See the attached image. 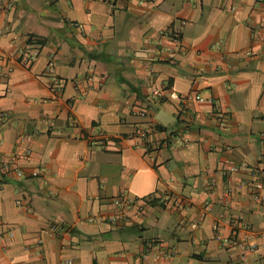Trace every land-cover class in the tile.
Segmentation results:
<instances>
[{
	"label": "crops",
	"instance_id": "0c3cea01",
	"mask_svg": "<svg viewBox=\"0 0 264 264\" xmlns=\"http://www.w3.org/2000/svg\"><path fill=\"white\" fill-rule=\"evenodd\" d=\"M263 21L261 0H0V264H264Z\"/></svg>",
	"mask_w": 264,
	"mask_h": 264
},
{
	"label": "built area",
	"instance_id": "2783aa9c",
	"mask_svg": "<svg viewBox=\"0 0 264 264\" xmlns=\"http://www.w3.org/2000/svg\"><path fill=\"white\" fill-rule=\"evenodd\" d=\"M261 2L264 4V0H261ZM257 36L259 38V40L264 44V21L261 22L260 24H258L257 29ZM54 60L53 58L50 59L49 61V68L51 69L50 71L53 70L54 68ZM63 88V83L59 82L58 84L54 85V92H61ZM185 102H188L190 99H197L198 101H205L206 98L203 97L200 94L197 93H190L188 94L185 98ZM210 101H212V99H209ZM146 113L143 111L142 115H145ZM218 118L220 120V123L222 126H227L228 122H229V114L227 112H224L222 110L218 111ZM141 136L145 137L146 136V132L145 131H141ZM93 142L98 143V144H103L104 143V138L103 136L98 137L97 139H94ZM30 152V150L28 151ZM18 160L19 157L17 155H12L10 158L5 159L4 160V164H3V168L5 171H16L17 175L20 178H25L26 177V172L18 166ZM264 161V158H263ZM17 165V166H16ZM239 169V166H231L230 168L226 169L224 171V174H228L230 175L231 173L237 171ZM43 169L42 168H35L31 171V176L32 177H38L41 173H42ZM259 176L260 178L258 180H255L253 182V187H254V193H253V198L257 203L260 204H264V168H261L259 170ZM227 193L229 194L230 191H227ZM174 200V206L175 207H181L182 206V201H180V199L178 197H173ZM132 201L130 200H126L125 204L126 205H130ZM210 208L209 204H206L205 206V211L207 209ZM126 217V213L124 211H118L113 213L112 215H110L108 217L109 221H111L112 223H117L120 220L124 219ZM231 219L229 217H227L226 215H221L220 217L217 218L215 225H214V230L216 232L217 238L222 240L224 239L223 236V231H224V226L227 223H230ZM61 227V225L59 224V222H54L53 224H51L49 226V231L50 232H56L59 228ZM247 234L245 235L244 238L239 239L237 242V245L239 246L240 250H241V258L243 260H249L253 258V255L255 253V251L257 250V242L255 240V232L253 230V227L251 224H246L245 225ZM227 240V239H224ZM176 253V249L175 247H173L172 249H170V251L167 253V255L172 256ZM68 262H71V259H68Z\"/></svg>",
	"mask_w": 264,
	"mask_h": 264
},
{
	"label": "water",
	"instance_id": "95a60500",
	"mask_svg": "<svg viewBox=\"0 0 264 264\" xmlns=\"http://www.w3.org/2000/svg\"><path fill=\"white\" fill-rule=\"evenodd\" d=\"M174 118L173 115L168 114L165 110H160L159 115H158V119L164 124L167 125L168 123H170Z\"/></svg>",
	"mask_w": 264,
	"mask_h": 264
},
{
	"label": "trees",
	"instance_id": "16d2710c",
	"mask_svg": "<svg viewBox=\"0 0 264 264\" xmlns=\"http://www.w3.org/2000/svg\"><path fill=\"white\" fill-rule=\"evenodd\" d=\"M159 128H163L164 126L162 125V124H159V126H158Z\"/></svg>",
	"mask_w": 264,
	"mask_h": 264
}]
</instances>
